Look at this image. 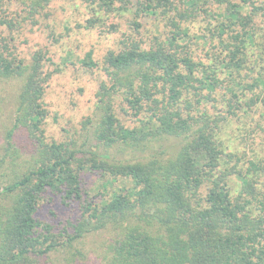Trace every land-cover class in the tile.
Instances as JSON below:
<instances>
[{
	"label": "trees",
	"instance_id": "obj_1",
	"mask_svg": "<svg viewBox=\"0 0 264 264\" xmlns=\"http://www.w3.org/2000/svg\"><path fill=\"white\" fill-rule=\"evenodd\" d=\"M84 1L116 10V0ZM121 1L165 18L170 34L149 47L129 37L105 55L109 83L82 143L47 139L43 51L29 63L8 44L0 52V83L23 80L0 158V264H38L103 230L100 264H264V155L227 135L233 116L260 111L264 120V0ZM198 22L207 24L204 41L190 33ZM0 25L15 23L0 17ZM84 63L98 66L91 52ZM219 101L226 113L214 115L208 106ZM260 120L252 138L264 132ZM86 172L101 174L107 192L92 194ZM46 199L71 209L59 220L69 226L41 221Z\"/></svg>",
	"mask_w": 264,
	"mask_h": 264
},
{
	"label": "rangeland",
	"instance_id": "obj_2",
	"mask_svg": "<svg viewBox=\"0 0 264 264\" xmlns=\"http://www.w3.org/2000/svg\"><path fill=\"white\" fill-rule=\"evenodd\" d=\"M36 1L38 0H10L5 6L0 5V17H6L15 23L13 27L0 25V52L8 54L4 48V45L8 44L14 55L29 63L36 51H43L45 54L43 69L50 75L43 98L48 111L44 123L47 139L57 142L74 139L82 143L86 139L84 122L96 115L97 93L100 86L109 83L104 70L105 55L112 50L118 52L122 48V41L129 37L138 39L144 42V46L149 47L155 36L160 40L166 39L170 34V27L161 16L138 15L137 7L128 1V7L125 8L123 1L116 0V10L109 14L104 10L96 12L94 6L84 0H40L41 5L33 6ZM90 19L96 20L94 26H90ZM136 22L140 24L139 27ZM193 25L191 35L196 34V40L204 41L200 36H206L204 30L207 24L198 22ZM194 48L196 54L205 60V48L202 46ZM90 52L93 60L98 63L97 67L84 63ZM22 84L23 80L20 78L0 83V158L4 153V146H7L5 137L14 122ZM221 93L223 92L219 91V94ZM119 102L120 99L117 103ZM216 105L215 108L208 106L212 114L226 113L227 107L223 102L219 101ZM117 110L122 115L119 106ZM259 114L260 111L250 117L233 116L227 135H232L235 145L240 149H246L251 154L253 147L264 155L263 130L261 133L258 132L261 134L259 138H252L250 132L253 125L259 122ZM125 119H128V122L132 120L129 116H124ZM260 122L264 125L263 119ZM238 127L242 128L240 134L243 137L237 136L240 132L236 130ZM19 138L22 141L23 137ZM15 143L19 144L17 135ZM167 144L170 145V142ZM3 172L4 169H1L0 176ZM84 180L91 188L92 194L105 191L101 174L86 172ZM107 189L112 188L109 186ZM52 202L44 200L37 216L41 221L57 227L69 226V219L61 222L59 220L69 217L67 213L71 209L63 205L59 199H55L53 204ZM79 216L80 211L76 209L73 220L76 222ZM107 235V231L104 230L88 234L73 248L54 250L45 257L38 258L37 263L100 264V251Z\"/></svg>",
	"mask_w": 264,
	"mask_h": 264
}]
</instances>
